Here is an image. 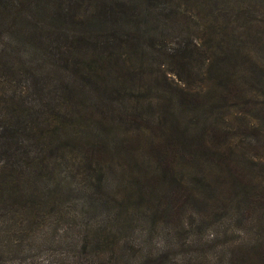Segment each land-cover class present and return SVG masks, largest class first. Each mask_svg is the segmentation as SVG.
<instances>
[{
  "label": "trees",
  "instance_id": "1",
  "mask_svg": "<svg viewBox=\"0 0 264 264\" xmlns=\"http://www.w3.org/2000/svg\"><path fill=\"white\" fill-rule=\"evenodd\" d=\"M261 65L264 0H0V214L43 211L41 178L79 165L102 187L120 185L130 174L124 159L141 152L148 166L136 169L165 181L173 211L213 203L234 205L238 221L264 218V191L235 171L230 152L209 148L225 134L215 125L199 133L210 129L201 112L245 90L231 88L228 67L250 89L263 80ZM153 67L166 68L163 80L174 76L173 84L136 86L134 77ZM175 111L200 120L199 132ZM50 165L57 168L45 171ZM223 263L264 264V242L228 250Z\"/></svg>",
  "mask_w": 264,
  "mask_h": 264
},
{
  "label": "rangeland",
  "instance_id": "2",
  "mask_svg": "<svg viewBox=\"0 0 264 264\" xmlns=\"http://www.w3.org/2000/svg\"><path fill=\"white\" fill-rule=\"evenodd\" d=\"M261 66L263 80H256L250 89L242 85L234 67L219 66L221 71L227 69L232 89L240 85L245 90L239 99H230L221 109L215 106L211 113L199 114L205 122L208 118L210 129L199 132L196 127L200 120L191 124L184 113L175 111V118L184 127L187 122L190 133L204 136L214 125L218 127L225 137L209 148L230 152L235 171L244 170L252 187L264 191V65ZM165 69L153 67L136 75L135 85H153L156 81L173 84L174 76L167 75L163 80ZM187 84L197 89L198 82L193 77ZM139 91L143 90L133 88L132 93ZM146 103L151 106L152 100ZM137 134L140 140H149L145 133ZM138 154L139 158L124 159L131 166L130 174L120 185L114 180V185L107 181L102 187L100 181L83 174L81 165L66 177H58V172L42 177L47 194L41 202L43 211L21 207L10 215L0 214V264H224L228 250L246 251L252 245L263 244L264 218L255 215L238 221L234 205L212 209L211 203L202 212L188 205L173 211L169 203L174 202V196L165 181L152 183L136 169L148 166L144 153ZM110 165L124 172V166ZM56 168L50 165L45 171ZM197 173L198 177L204 174L202 170ZM90 189L95 190L93 197L89 196ZM50 195L54 201L48 202ZM147 259L151 262H145Z\"/></svg>",
  "mask_w": 264,
  "mask_h": 264
}]
</instances>
